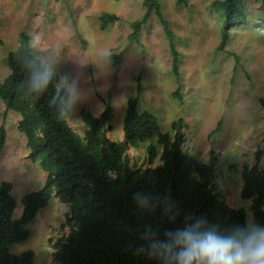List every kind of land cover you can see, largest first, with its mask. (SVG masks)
<instances>
[{
  "label": "rangeland",
  "instance_id": "374dc122",
  "mask_svg": "<svg viewBox=\"0 0 264 264\" xmlns=\"http://www.w3.org/2000/svg\"><path fill=\"white\" fill-rule=\"evenodd\" d=\"M213 1L186 0L183 6L160 0L180 55L175 76L169 41L154 16L142 27L138 42L129 40L130 24L143 17V0H0V82L9 73L8 52L16 49L20 33L28 34L35 57L47 72L58 74L70 94L69 126L82 137L86 127L80 112L99 116L107 101L111 141L122 140L126 99L140 84L139 109L151 112L162 132H180L183 152L212 163L217 188L230 207L245 210L250 234L255 230L250 201L240 198L241 172L244 165L254 164L259 150L264 162V10L256 0H243L246 20L231 28L228 43L218 50L223 19L210 8ZM101 13L119 20L101 31ZM174 92L181 103L172 98ZM19 119L0 101V127L6 134L0 179L12 184L16 217L21 198L45 183L38 164L27 158ZM177 121L179 130L174 131L171 125ZM149 143L157 146L156 140ZM146 145L128 150L136 168L159 165L147 157ZM67 213V206L52 194L31 224L29 239L11 252H32L34 264H53L52 245L68 233Z\"/></svg>",
  "mask_w": 264,
  "mask_h": 264
},
{
  "label": "trees",
  "instance_id": "16d2710c",
  "mask_svg": "<svg viewBox=\"0 0 264 264\" xmlns=\"http://www.w3.org/2000/svg\"><path fill=\"white\" fill-rule=\"evenodd\" d=\"M256 1L264 10V0ZM177 4L184 6L186 0H177ZM142 7L143 17L130 24L129 40L138 42L142 27L154 16L169 41L171 71L177 76L180 55L160 0H143ZM210 8L223 19L217 48L223 50L231 28L246 20L243 0H215ZM97 20L104 31L119 18L101 13ZM6 65L9 73L0 82V101L7 111L19 115L18 131L25 139L27 158L38 164L45 183L21 198V213L16 217L12 184L0 179V264H34L32 252L16 255L11 249L29 239L31 224L52 194L68 208V233L52 245L53 264H166L162 256L149 254V246L153 241H164L167 232L194 228L240 243L249 235L245 210L226 203L214 182L212 163H201L183 152L184 141L177 131L181 122L172 123L177 132L171 136L160 130L151 112L139 109L140 84L126 99L122 140L107 138L112 116L107 101L99 116L80 112L86 127L81 137L66 120L69 92L58 74L47 72L35 57L28 34L18 35V45L8 52ZM37 73H49L50 80L43 90L34 92L30 83ZM172 98L181 103L178 92ZM5 138L0 127V151ZM152 140L161 148L160 155L157 146L149 143ZM145 145L147 157L159 161L157 167L131 165L128 150ZM262 157V151H257L254 164L244 165L241 172L240 198L250 201L255 231H264Z\"/></svg>",
  "mask_w": 264,
  "mask_h": 264
},
{
  "label": "clouds",
  "instance_id": "9594fccd",
  "mask_svg": "<svg viewBox=\"0 0 264 264\" xmlns=\"http://www.w3.org/2000/svg\"><path fill=\"white\" fill-rule=\"evenodd\" d=\"M49 80V73L34 74L30 89L39 92ZM136 198L140 199L139 193ZM165 236L164 241L150 244L149 254L162 256L166 264H264V231L251 232L242 243L194 228L167 232Z\"/></svg>",
  "mask_w": 264,
  "mask_h": 264
}]
</instances>
